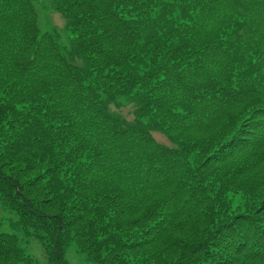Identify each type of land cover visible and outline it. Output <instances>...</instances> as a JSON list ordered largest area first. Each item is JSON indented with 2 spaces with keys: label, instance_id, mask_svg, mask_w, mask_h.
Here are the masks:
<instances>
[{
  "label": "trees",
  "instance_id": "trees-1",
  "mask_svg": "<svg viewBox=\"0 0 264 264\" xmlns=\"http://www.w3.org/2000/svg\"><path fill=\"white\" fill-rule=\"evenodd\" d=\"M52 1L0 0V264H264V0Z\"/></svg>",
  "mask_w": 264,
  "mask_h": 264
},
{
  "label": "rangeland",
  "instance_id": "rangeland-1",
  "mask_svg": "<svg viewBox=\"0 0 264 264\" xmlns=\"http://www.w3.org/2000/svg\"><path fill=\"white\" fill-rule=\"evenodd\" d=\"M57 3L52 0H36V8L38 13V23L41 24L44 29H47L49 32L56 29V32L61 36V40L67 42L68 40V31H67V19H65L59 12L56 10ZM111 111L120 113L128 121L135 120V110L136 105L133 103L126 104L124 106H111ZM154 136L160 143H167L166 138L163 135L154 133ZM11 217H15L9 211L5 210L0 204V220H9ZM32 244V245H31ZM27 245L26 243L24 246ZM31 245L30 248L28 246ZM26 247L31 255H34L38 259L43 257V252L41 246L34 241H31ZM73 264H91L88 261L77 262L75 256L72 257Z\"/></svg>",
  "mask_w": 264,
  "mask_h": 264
}]
</instances>
